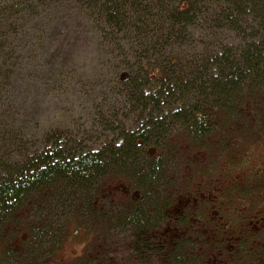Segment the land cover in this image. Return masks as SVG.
Returning a JSON list of instances; mask_svg holds the SVG:
<instances>
[{
  "label": "trees",
  "instance_id": "trees-1",
  "mask_svg": "<svg viewBox=\"0 0 264 264\" xmlns=\"http://www.w3.org/2000/svg\"><path fill=\"white\" fill-rule=\"evenodd\" d=\"M72 1L73 6L66 4ZM218 6L223 8L217 10ZM60 7L70 8V21L86 18L87 32L96 35L104 68L114 71L118 84L130 96L132 110L146 118L138 138L127 130L121 143L113 140L82 156L76 130L71 136L64 130L60 143L53 139L52 130L42 128L39 121L26 114L29 106L24 103V94L35 85L38 95L43 91V96H53L65 83L71 81L73 86L72 81L82 80L75 76L78 64L66 61V50L53 44L47 53L43 45L60 34L54 15ZM248 14L258 20L256 25L253 21V28L264 32V0H0V264H9L7 253L13 248V232H17V215L7 217L8 213L27 208L24 211L52 215L58 213L57 205L64 207L63 201L68 208L75 206L72 213H76L69 217V223H75L70 238L83 250L82 254L70 252L74 264H214L198 242L182 239L172 247H161L149 235L167 219L171 194L176 193L172 184L158 190L164 170L161 166L166 164L162 157H151L146 173L144 169L136 172L139 182L129 181V168L122 176L110 177L108 173L112 169L118 174L117 165L136 163L139 141L146 143L162 136L177 123L184 125L185 138L194 144L189 152L184 140L170 141L174 149L177 146L185 153L184 159L190 160V155L202 148L200 143L206 147L200 155L205 159L213 161L208 154L215 150L224 151L222 155L229 159L226 143L234 149L241 141L238 132H247L241 127H253L252 114L264 111V106L256 109L264 95V40L252 35L239 49L206 40L209 34L227 29L245 33L247 23L243 18ZM48 56L51 61L45 62ZM89 76L87 81L92 84L93 75ZM98 109L104 119L113 111ZM245 117L253 122L245 123ZM213 134H218L216 141L209 142L208 136ZM67 137L71 138L69 142L65 141ZM70 146L75 152L66 154ZM108 155L114 158L112 164L107 162ZM142 187L147 192L142 194L141 190V201L124 195ZM103 188V192H112L104 194L105 199ZM113 197L117 202L108 206H117L121 215L116 221L100 214ZM129 209L138 216L129 219ZM152 210L153 216L147 217ZM116 228L127 233L126 245L119 250L126 252L125 257L104 255L101 247L91 253L90 247ZM40 230H32L29 243H22L23 249L11 258L22 264H48L30 247L35 244L38 251L50 257L52 248L61 241L53 245L41 241L62 236L55 239L56 232L45 236ZM34 233H38L36 237ZM133 238L138 239L133 242ZM111 250L109 247L107 252Z\"/></svg>",
  "mask_w": 264,
  "mask_h": 264
},
{
  "label": "rangeland",
  "instance_id": "rangeland-1",
  "mask_svg": "<svg viewBox=\"0 0 264 264\" xmlns=\"http://www.w3.org/2000/svg\"><path fill=\"white\" fill-rule=\"evenodd\" d=\"M66 4L73 6L74 2H67ZM60 8L61 10L54 14L57 17L55 24L59 25L58 34L59 31L60 34L57 35L54 40H52L53 38L50 40L47 39V42L43 45L47 50H49L47 53H50V48L53 44H55V47H61L62 50H66L67 53H69L66 61L78 64L77 68H79V73L75 76L82 78V80L72 81V83H74L73 86L70 84L71 81L65 83L61 91L56 90V94L53 93V96L51 93L49 96H43L45 94L43 91H41L42 95H38V85H35L29 94H24V97L27 98L24 103H28L29 106L26 114L31 118H35L36 121H39L42 128L45 127L47 130H52L53 139L60 141V143H63L64 141V130H67V136H71L72 131L76 130V133L79 134L78 148L81 151L82 156L87 155V152L98 151L99 149L105 147V145L110 141L113 142V140H115L117 144L121 143L122 140H124L122 137L126 134L127 130H129V135L131 134L134 135V138H138L137 132L140 133L142 129L145 128L146 118L142 116L140 112L132 110V107L128 103L129 95L127 90H124L125 88L118 84L114 71L112 69L104 68L102 63L103 61L101 62L103 57L100 54V47H98L96 35L91 31L87 32V26L84 22L86 18L81 17L80 20L78 19L75 22L70 21L68 19L71 12L68 9L70 8ZM222 8L223 6H218L217 10ZM248 16L249 17L243 18L244 24L247 23L246 27H244L245 33L238 32L234 29H227L219 33H211L209 34V39L206 40L207 43L217 44L219 42H223L225 45L233 44L236 49H239L246 42L248 43L250 41H248V38H251L252 35L253 38H257L258 41H263V29L260 30L256 29V27L253 28L252 24L254 21V14H248ZM254 22L256 25L258 20L256 19ZM235 28H238L237 25H235ZM202 32L203 31H199V34H202ZM52 33L53 32L50 34ZM141 37L145 38V33L142 34ZM50 41L53 43L50 44ZM215 53H219V50H215ZM48 59L51 61V56H48V58L44 61L47 62ZM89 75H93L92 84L87 81L90 78ZM61 93L63 95H59ZM262 96L263 97H260L259 104H257L256 109H260L264 106V95ZM251 103L252 102H250V104ZM98 108H102L104 112H106L107 109L112 108L115 115H113L112 111L109 114L108 119H104V113L100 112ZM113 108L118 109V111H115ZM110 116H117V119H113ZM253 117L255 118L254 126L247 129L245 127H241V130L247 132H238L236 136H239L241 141L234 149H229V144L226 143L225 147L230 154L229 159H227L224 154L222 155L224 151L221 153L219 150H215V152L208 154L209 156H213V161L210 163L199 161L194 162L192 160L184 159V155L178 151V149H174L173 144L170 143V141H172V139L177 140L178 138L184 140L186 145L189 146V152L193 148L194 144L192 139L185 138L184 125L177 123L169 127L170 131H167L169 129L167 128L165 134L162 136H158L146 143L139 141L136 163L130 161V166L129 164L125 165L126 168L123 164L120 166L117 165L120 172L116 174L112 172V169H110L108 174H112L109 175L110 177L115 175L122 176V173L128 171L129 168V181H138L141 180V178L136 172H141V169H144L142 172L146 173L145 169H147V166L153 161L151 157H162V159L166 161V164L161 166L164 170L161 175V179L159 180L160 182L158 183L160 187L158 190H164L163 186H167L169 184L174 186L176 178L188 172L192 175V186H195L196 184L202 185L199 189V198L201 200L199 212H204L206 218H209L207 226H214V228L216 226L214 231L205 233L204 230L202 234L206 238L214 239L218 236L217 225L224 222L221 221L220 218L222 216L221 207L212 202L214 198H203V196L207 195L209 191H213L214 189L224 190L229 186L233 190L238 191L240 194L241 192H245V197H250L254 206H258L262 203V196L258 193V191L260 185L264 186V111L255 112L252 114V118ZM248 120L249 118L246 117L243 119V121L248 124L253 122L252 119ZM215 135L218 134L208 136L209 142L212 140L216 141ZM69 140H71V138L67 137L65 141L69 142ZM200 144L202 148H198L196 152L190 155L192 159L194 157L200 160L204 159L203 157H200V155L201 151L206 149V147L203 143ZM73 152H75L73 146L67 147L66 154H72ZM69 158L71 159V157ZM106 158L107 162L110 161V164L114 161V158L110 155ZM244 172L245 175L241 176ZM239 176H241L242 179ZM227 179L229 182H226ZM240 180H243V182H240ZM141 190L142 194L147 192V189H144L143 187L134 190V192L139 193ZM196 190L197 189H193L191 191ZM261 190L264 191V188ZM103 191L106 190L103 188L101 192L103 193ZM253 192L257 195L255 198L252 196ZM158 194L161 199L162 194ZM233 195L234 192L232 193L231 198ZM84 203H86V201H84ZM62 204L64 207L57 205L58 213L52 215H49V212H40L33 209L28 210L29 212L24 211L27 210V208L15 211L13 210L12 213H8L7 217H10V214L13 213L14 215H17L15 219L16 221L14 222V228L17 232H13V248L11 249V252L14 253H11L10 251L7 253V258L10 257L9 264L21 263V261L20 263H17L14 259H12L11 254L17 255V253L23 249L22 243H29L27 242L29 240L28 235H31V231L37 229V227L43 229L40 230V233L45 236L52 234L53 232H56L54 233L55 239L62 236L57 240L50 238L41 241V243L48 241L51 245L57 241H61L56 246L57 248L54 249L55 251L52 248V252L54 253H52L50 257L46 253L38 251L37 246L32 244L30 248L35 249L37 257H39L42 262H48V264H50V262H54L56 264L76 263V260L73 262L72 259H69V254H71L70 252L77 251L78 254H82L83 250L80 243H75V241L70 238L74 234L75 223H69V217L72 218L76 213H72L75 206L68 208L64 204V201ZM78 204L79 207L83 206L80 202H78ZM116 207L117 206H108V208L104 210V212L108 211L106 216L113 218L114 221H116L121 215L120 212L116 210ZM83 209L84 208L80 209V211L82 212ZM216 211L219 213H216ZM153 213L154 211L149 212L147 217L151 218ZM136 216L138 215L136 214L133 216L129 209V219ZM139 218L141 219V217ZM211 218L214 219L213 222L210 221ZM216 221H218L217 225ZM177 228L178 226L173 221L167 223L165 226L162 225V228L156 231V234H159V240L161 243L171 246L173 241H171V238L176 237L177 234H179ZM37 234L34 233L35 237ZM68 234L69 238L67 239L66 236ZM181 234H187L192 239H196L195 232H187V230H185ZM126 238L127 233H124L122 230L116 228L111 232V235L93 244V246L90 247L93 248L92 252L90 248L88 251L93 253L101 247V251H104L105 253L104 255H108L113 258L117 256L125 257L126 252H119V250L126 245ZM146 238H148V236ZM41 247L42 249H46L43 248L42 245ZM109 247L112 250L107 252V248ZM207 247L210 251H212L216 248V245L212 243ZM88 251L87 255H89ZM252 254L258 259L257 263L254 264H264V251L260 252V255H257V253ZM256 257L254 261L256 260ZM213 261L215 260L213 259ZM236 263L237 261H232L230 264Z\"/></svg>",
  "mask_w": 264,
  "mask_h": 264
},
{
  "label": "flooded vegetation",
  "instance_id": "flooded-vegetation-1",
  "mask_svg": "<svg viewBox=\"0 0 264 264\" xmlns=\"http://www.w3.org/2000/svg\"><path fill=\"white\" fill-rule=\"evenodd\" d=\"M207 161L206 159L201 162ZM244 175L245 172L241 174V176ZM241 176L239 177L241 178ZM191 177L192 175L187 173L176 178V194L168 205L166 211L167 219L163 221L160 228H157L155 231H150L149 235L152 234L153 238L158 240L157 243L161 247L168 245L161 243L159 234H156V231L161 229L162 225L165 226L167 223L173 221L178 226L177 230L179 234L171 238V241H173L171 246L168 245L169 247H172L176 242L178 243L180 240L184 239L183 241L189 240L202 244V249L211 257V261L209 260L210 263L230 264L232 261H237L236 264L257 263L258 259L252 253L260 255V252L264 251V191L261 190L264 186H259L258 193L262 196V203L258 206L253 205L250 197H245V192H241L240 194L229 186L224 190L214 189L203 196V198H214L212 202L221 207L222 216L220 218L221 221L224 222L217 225L218 221H216L218 236L214 239H209L202 234L203 231L205 230V233H210L216 229V226L215 228L214 226H207L209 218H206L204 212H199L201 205L199 189L202 185L196 184L192 186ZM226 182H229V180L227 179ZM240 182H243V180H240ZM193 189L197 190L191 191ZM233 192L234 195L231 198ZM107 193L110 194L112 192H103L104 199L106 198L104 194ZM126 193L125 191L124 195L131 198H129V200L137 202L142 200L140 197L141 192L135 193L134 191H129V194ZM252 196L255 198L257 195L253 192ZM116 202V197H113L111 201H106L107 206L101 208L102 211L100 214L105 213L104 215H106L108 211L104 212V210L108 208V204H115ZM216 213L219 212L216 211ZM210 221L213 222L214 219L211 218ZM106 224L109 223H99V225ZM185 230H187V232H195L196 239H192L187 234H181ZM109 235H111V233ZM105 237L104 235L100 240ZM137 239L138 238H133L132 241L135 242ZM212 243L216 245V248L210 251L207 246H210ZM255 257L256 260L254 261ZM213 259L215 261H213Z\"/></svg>",
  "mask_w": 264,
  "mask_h": 264
}]
</instances>
